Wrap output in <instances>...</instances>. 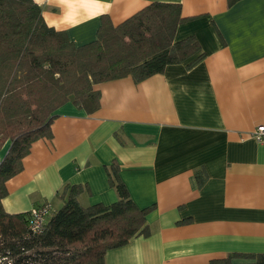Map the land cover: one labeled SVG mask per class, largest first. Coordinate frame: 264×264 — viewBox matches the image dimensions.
Here are the masks:
<instances>
[{"label":"crops","instance_id":"0c3cea01","mask_svg":"<svg viewBox=\"0 0 264 264\" xmlns=\"http://www.w3.org/2000/svg\"><path fill=\"white\" fill-rule=\"evenodd\" d=\"M35 1L45 22L77 45L96 38L103 15L117 25L153 1L179 3L191 18L175 38L194 35L204 57L138 82H99L92 113L61 105L51 137L34 141L6 181L3 208H58L66 184L87 187L82 205L109 204L118 199L106 170L115 161L137 206L153 208L150 234L107 250L105 264H207L264 253V142L248 136L264 124V0Z\"/></svg>","mask_w":264,"mask_h":264},{"label":"trees","instance_id":"16d2710c","mask_svg":"<svg viewBox=\"0 0 264 264\" xmlns=\"http://www.w3.org/2000/svg\"><path fill=\"white\" fill-rule=\"evenodd\" d=\"M190 18L179 3L153 1L117 25L103 15L96 38L77 45L45 22L35 0H0V151L7 143L0 153V264H105L107 250L150 234L146 216L153 206H137L115 161L106 170L118 199L82 205L78 197L87 187L66 184L61 205L37 234L27 229L28 212H7L2 198L31 144L51 137L61 105L71 101L92 113L100 106L99 82L125 76L138 82L168 64L199 62L204 53L197 38H175ZM196 177L202 179L199 172ZM207 264H264V253L234 252Z\"/></svg>","mask_w":264,"mask_h":264},{"label":"built area","instance_id":"2783aa9c","mask_svg":"<svg viewBox=\"0 0 264 264\" xmlns=\"http://www.w3.org/2000/svg\"><path fill=\"white\" fill-rule=\"evenodd\" d=\"M248 136L259 142H264V124L255 125L249 132ZM54 207L51 202L34 205L28 211L27 229L32 234L43 231L48 217L53 213ZM7 264H11L9 261Z\"/></svg>","mask_w":264,"mask_h":264}]
</instances>
